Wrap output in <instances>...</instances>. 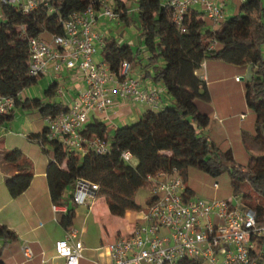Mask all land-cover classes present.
<instances>
[{
  "label": "trees",
  "instance_id": "trees-1",
  "mask_svg": "<svg viewBox=\"0 0 264 264\" xmlns=\"http://www.w3.org/2000/svg\"><path fill=\"white\" fill-rule=\"evenodd\" d=\"M91 1L46 0V4L24 11L21 1L0 0V94L12 95L15 106L35 108L43 116L67 110L62 101L45 99L56 94V81L45 88L43 97L21 95L41 75L29 74V39L62 33V21ZM113 4L118 19L124 22H129V8H135L144 50H134L131 43L110 34L101 45L103 60L117 74L121 62L128 60L130 70L138 68L142 79L162 83L171 101L146 109L135 121L117 125L111 132L101 119L88 120L81 131L105 138L109 143L105 153L67 151L57 139L46 141L45 126L41 132L30 133L53 148L46 169L52 201L63 203L68 185L83 176L98 182L97 195L105 197L112 214L123 216L128 209L140 210L135 193L147 185V174L173 168L181 174L190 165L213 175L226 170L235 191L247 182L248 188L264 199V153L251 155L242 165L230 148L220 147L198 131L208 124L212 105L207 82L196 72L206 58L251 66L244 97L255 113L252 140L264 149V1H240L238 11L221 19L216 28L207 27L202 12L195 7L187 9L181 23L176 24L171 7L163 0H113ZM211 38L216 43L208 49ZM13 112L14 108L0 113V124L10 120ZM123 150L131 152V160L123 159ZM23 159L18 148L2 154V160L15 168L4 180L11 196L23 192L32 179V170ZM241 199L253 204L247 192ZM252 206L257 209L258 222L264 223V204ZM73 214V209H68L62 223L70 224ZM16 238V232L0 222V264H8L2 257L3 246Z\"/></svg>",
  "mask_w": 264,
  "mask_h": 264
},
{
  "label": "built area",
  "instance_id": "built-area-1",
  "mask_svg": "<svg viewBox=\"0 0 264 264\" xmlns=\"http://www.w3.org/2000/svg\"><path fill=\"white\" fill-rule=\"evenodd\" d=\"M21 3L23 10L29 11L40 3L46 4V0H22ZM164 3L171 7L176 24L193 7H199L217 26L225 17L224 4L218 0H166ZM101 17L119 18L113 0H92L81 10L73 11L62 21L63 32L52 33L49 40L29 39L30 75L71 68H77L83 75L85 84L67 105V110L43 116L46 141L57 139L67 151H108L105 138L87 136L81 130L91 113L107 114L114 96L132 98L151 109L160 107L158 87H143L139 77L131 74L128 60L121 62L117 74L103 58H94L97 46L104 41L99 30ZM215 43L216 39L211 38L208 49ZM203 63L204 60L200 66ZM58 91L63 92L61 88ZM14 106L12 95L0 94V113ZM121 156L127 161L132 159L129 150H123ZM146 180L150 189L146 208L141 210L139 221L127 235L105 243L109 261L103 264H264V223L258 222L257 209L239 194L228 198L196 196L188 192L183 177L174 168L149 173ZM98 189V182L77 176L72 200L86 204L97 196ZM52 210L66 211L67 207L53 202ZM83 248L78 229L72 226L54 243L56 255L63 257L65 264H79ZM21 250L26 257L32 255L28 245H22Z\"/></svg>",
  "mask_w": 264,
  "mask_h": 264
},
{
  "label": "crops",
  "instance_id": "crops-1",
  "mask_svg": "<svg viewBox=\"0 0 264 264\" xmlns=\"http://www.w3.org/2000/svg\"><path fill=\"white\" fill-rule=\"evenodd\" d=\"M218 1L223 2L225 17H227V0ZM233 1L234 0H232V13H235L238 10V5ZM195 8L201 11L199 7ZM202 17L205 19L207 27H217V25H214L203 13ZM107 19L108 18L101 17L99 21V30H101V24L107 25ZM115 21L119 22L120 20L118 21V19H115ZM129 43L131 42L129 41ZM248 65L249 64H235L219 58H206L196 72L204 76L203 78L207 82L210 95L214 99L213 91L223 87L227 80H231L232 77H234L232 78L234 82H239L236 76L240 79L242 78L238 75V69L247 68ZM46 73L50 78V83L53 81L57 82L55 94L57 98L55 97L53 100L49 98V100H60L66 104V106L73 100L78 91L85 84L83 75L77 68L63 69L57 72L49 70ZM131 74L139 77L143 87L149 85L158 87L160 106L171 101V97L166 93L162 83L153 82L149 79H142L138 68L132 70ZM60 88L63 91L62 94L58 91ZM22 95H24L23 91ZM211 105L212 114H210L209 121L212 123V126L209 130L217 134L223 132L227 133V146H219L222 148L230 147L235 158L236 148L233 146L234 142L230 140L228 133L232 131L233 135L239 134V131L241 132L243 128L248 126L249 128L246 127V130L250 133V138L253 137L254 127H252V123L254 125L255 115L251 120L250 116L252 113L246 114V112L241 110L243 106L236 105L234 99L230 98V96L228 99H219L217 102L214 101ZM148 108L149 106L147 104L132 98L114 96L113 104L108 108L105 116L91 113L89 120L95 118L101 119L108 125V129L111 132L117 125L135 121ZM214 113H216L217 117H214ZM238 113H240V119L237 124L234 118ZM242 114H244V116H242ZM40 116L41 128L38 126L35 128L32 122L26 123L24 127L27 132L18 133L21 136L20 138L23 139H21L20 142H14L15 144L7 137V134H10L12 130H7V132L4 133L0 131V140L2 138L0 143V222L12 228L17 234L15 240L3 246L2 257L8 264H65V259L56 255L54 243L57 239L64 237L66 231L72 226L78 229V237L82 239L84 243L83 255L79 259V264L107 263L109 261V255L105 243L127 235L133 228L135 222L139 221L141 210L128 209L123 216L112 214L108 208L105 197L102 195H97L86 204H76L72 200V185L71 188H66L63 194L64 202L58 203L66 206L67 210L70 208L73 209L74 214L71 223L64 225L62 223V217L67 210H59L56 212L52 210L53 201L48 188L46 169L53 153H48L46 155L44 150L48 152L46 146L50 143L46 142L41 144L38 139L29 136L30 133H37L43 130L45 121L41 113ZM1 125H4V123ZM236 127L239 128L237 132ZM9 148H18L22 151L24 156L22 163L28 165L33 173L28 187L17 196L10 195L4 182L6 175L15 171V168L11 164L2 160L4 150ZM187 190L189 193H192L189 188H187ZM24 244L28 245L31 249L32 255L30 257H26L22 253L21 247Z\"/></svg>",
  "mask_w": 264,
  "mask_h": 264
},
{
  "label": "rangeland",
  "instance_id": "rangeland-1",
  "mask_svg": "<svg viewBox=\"0 0 264 264\" xmlns=\"http://www.w3.org/2000/svg\"><path fill=\"white\" fill-rule=\"evenodd\" d=\"M233 2H235L238 6L240 4L239 0H234ZM226 9L228 10L227 16H231L232 14H234L232 13V0H227ZM128 15H129V22H124L121 20L119 21V19H118L119 22H116L115 20L107 19V25L101 24L100 27L102 31L101 30L100 31L103 37L112 34L125 41L128 42L130 41L132 43V47L134 50L138 48L143 50V41L139 34V22L137 19L135 8L130 7L128 11ZM42 36L46 38L45 40H49L51 35L44 33ZM101 51H102L101 45H98L97 51L94 55V58L96 60H102L103 56ZM142 53L143 52L140 53V56H142ZM261 53L264 58V42L261 45ZM44 74L40 75L35 83L23 89L24 95L30 97L44 96V90L50 83L49 76L47 75V73ZM250 74H251V66L248 65L247 68H242V69L239 68L238 75L242 76V79L238 77L237 79L239 80V82H234L232 79L234 77H232L231 80H227V82L223 85V87L217 88L216 91H213L214 99L210 95L211 104L214 103V101L217 102L219 99L220 100L228 99L230 96V98L234 99L236 105L243 106L241 110L246 112V114L252 113L250 116L251 117L250 119L252 120L253 119L252 117L255 115V113L251 108L247 106L244 99V91H243L244 83L250 77ZM55 97L57 98V95L50 97V99L53 100V98ZM13 113H14L13 117L10 120L4 122V125H1L2 123L0 124V129H1L0 131L2 133L7 132V130H12L10 134H7L8 135L7 137L9 138V140L11 139L13 144H15L14 142H20V140L23 139L20 138L21 136L18 133L27 132L25 131L26 129L24 127L26 123L32 122L35 128L36 126L41 128L40 127L41 116L37 109L14 106ZM239 119H240V113H238L234 118L237 124ZM211 126L212 123L209 121L206 126L200 127L198 131L201 134L211 138L218 145L222 147H226L227 146L226 142L228 140V138L226 139L227 133L223 132L221 134H217L214 131L210 132L209 128ZM246 127L249 128L248 126ZM246 127L243 128L241 132L239 131V134L233 135L232 131L231 132L228 131L230 140L234 142L233 146H235L236 148L235 160L242 165L247 164L251 155H259L264 153V149L260 146L259 142L253 141L252 137L250 138V133L247 132ZM252 127H254L253 123H252ZM237 130H239L238 127H236V132ZM46 147L48 149V152L44 150V153L46 155L48 153H53V148L50 144H47ZM181 176L184 179L185 186L189 188L190 191L196 196L206 197V198H211V197L228 198L230 196H233L234 194H239L240 196H242L243 192H247L251 197L250 201L253 203L252 205H255L257 203L264 204L263 197H261L253 189L248 188L247 182H242L240 184L239 191L238 192L235 191V188L230 178V174L226 170L220 172L219 174L213 175L203 169H200L199 167L190 165L185 169L183 173H181ZM214 183H217V186H214ZM71 186L72 185H68L67 188H71ZM149 195H150V189L148 185H143L136 190L135 200L136 203L140 206V210L146 208L147 199Z\"/></svg>",
  "mask_w": 264,
  "mask_h": 264
},
{
  "label": "water",
  "instance_id": "water-1",
  "mask_svg": "<svg viewBox=\"0 0 264 264\" xmlns=\"http://www.w3.org/2000/svg\"><path fill=\"white\" fill-rule=\"evenodd\" d=\"M241 78H242V76H241Z\"/></svg>",
  "mask_w": 264,
  "mask_h": 264
}]
</instances>
